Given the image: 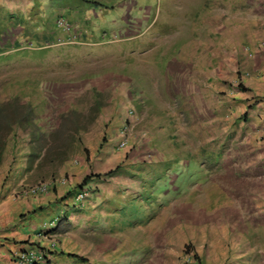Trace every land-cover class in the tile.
<instances>
[{
	"label": "rangeland",
	"instance_id": "rangeland-1",
	"mask_svg": "<svg viewBox=\"0 0 264 264\" xmlns=\"http://www.w3.org/2000/svg\"><path fill=\"white\" fill-rule=\"evenodd\" d=\"M94 1L0 0V103L27 117L0 199L11 179L55 187L21 197L47 207L41 264H264V144L234 97L264 0ZM59 16L79 42L49 30Z\"/></svg>",
	"mask_w": 264,
	"mask_h": 264
},
{
	"label": "crops",
	"instance_id": "crops-1",
	"mask_svg": "<svg viewBox=\"0 0 264 264\" xmlns=\"http://www.w3.org/2000/svg\"><path fill=\"white\" fill-rule=\"evenodd\" d=\"M254 48L249 53L254 57L247 61L241 76L242 85L247 89H238L234 97L246 111L243 120L250 122L253 137L264 144V54ZM20 183L17 179L8 181L3 189L6 195L0 199V264H17V256L23 252L41 255V249L49 245L41 232L47 220L44 216L47 207L40 205L43 198L24 199L14 188L9 190L13 185L19 187ZM56 255L53 253L51 257Z\"/></svg>",
	"mask_w": 264,
	"mask_h": 264
},
{
	"label": "trees",
	"instance_id": "trees-1",
	"mask_svg": "<svg viewBox=\"0 0 264 264\" xmlns=\"http://www.w3.org/2000/svg\"><path fill=\"white\" fill-rule=\"evenodd\" d=\"M87 2L93 3L96 6H101V3H98L97 1H91L86 0ZM239 88L247 89L240 83ZM7 103H0V166L4 163L5 156H6V149L8 146V137L11 134V132L18 126H22V122L25 120V114H23L17 106H11L9 107ZM120 171V166H117L104 174L102 173H95L94 175L89 176V179L93 180V178H101L104 176H113L118 174ZM90 180V181H91ZM89 183H86L84 186L88 185ZM83 188V187H82ZM81 188V189H82ZM71 194H75V190L69 191ZM70 224V223H68ZM52 231H65V227H61L60 222L56 223V227L52 229ZM69 256L78 257L83 260L82 257H79L75 254H69ZM49 263V261H48Z\"/></svg>",
	"mask_w": 264,
	"mask_h": 264
},
{
	"label": "clouds",
	"instance_id": "clouds-1",
	"mask_svg": "<svg viewBox=\"0 0 264 264\" xmlns=\"http://www.w3.org/2000/svg\"><path fill=\"white\" fill-rule=\"evenodd\" d=\"M60 18H58V17H55V19H53V25H52V27H51V29H49L50 31H55V30H59L60 32H61V34L63 35L62 37H60L61 39H59V42H65V39H68V40H71V42H79L78 40V32H77V28L78 27H76V28H73L72 27V24H71V22L69 21V19H67V18H65V17H62V16H59ZM61 20H63L64 21V23H65V25L63 26V25H61L60 24V21ZM5 48L4 47H1V45H0V50H2V51H5L4 50ZM241 76H242V74H241ZM240 83H242L241 81H240ZM240 83H239V85H240ZM239 85H238V87L236 88L237 90L238 89H240L239 88ZM133 113V111H131V114ZM125 128H127V125L125 126H123V128H122V130H121V140H122V138L124 137V136H126L127 137V133H125V134H123V131L125 130ZM128 138V137H127ZM129 139V138H128ZM121 140H120V142H121ZM120 145V144H119ZM128 145H129V143H128ZM127 145V146H128ZM121 147V146H120ZM3 165V164H2ZM1 165V166H2ZM0 166V167H1ZM60 179H64V178H60ZM58 180V179H57ZM66 180V179H65ZM42 183V182H41ZM68 183V181L66 180V183L65 184H67ZM58 185H65V184H59V183H57ZM53 188H55L54 186H52V185H50V187H49V189H48V191L47 192H41V193H38V194H47V193H50L51 192V190L53 191L54 189ZM24 188H21L19 191H18V194L19 195H21L22 197H25L26 195H29V194H26L25 193V191L27 190V189H24ZM72 190V189H71ZM71 190H69V191H71ZM75 190V194H70L69 196H71V198H70V200H71V202H70V205H71V203L72 204H76V203H81L80 201H77L76 200V198H77V195L81 192V191H86V192H88V196H87V198L84 200V201H86L87 199H88V197H89V195H90V191H88L86 188H85V186H83V188L81 189H74ZM38 194H36V195H38ZM35 196V195H34ZM84 201H82V202H84ZM50 226V225H49ZM53 225L51 224V226L50 227H52ZM55 226H56V224H55ZM54 226V227H55ZM53 227V228H54ZM52 228V229H53ZM52 229L50 230V231H52ZM52 232H55V231H52ZM49 245H51V243H49ZM55 249V247H53L52 249H50V250H54ZM42 250V253H43V256H44V260L43 261H38V262H36L35 264H41V263H43V262H45L46 261V257L48 256L47 255V252L45 251V249H41Z\"/></svg>",
	"mask_w": 264,
	"mask_h": 264
},
{
	"label": "built area",
	"instance_id": "built-area-1",
	"mask_svg": "<svg viewBox=\"0 0 264 264\" xmlns=\"http://www.w3.org/2000/svg\"><path fill=\"white\" fill-rule=\"evenodd\" d=\"M60 24L63 26L65 25L63 20L60 21ZM125 133H126V130L123 131V134H125ZM128 143H129V139L126 136H124L120 142V146L125 147L128 145ZM55 183L56 184L57 183L65 184L66 180L65 179H58L55 181ZM51 184L52 183H48V182L39 183L35 187H32V188L26 190L25 193L29 194V195H36V194L41 193V192H47ZM87 196H88V192L81 191L77 195L76 200L82 202L87 198ZM43 260H44L43 253L41 255H39L38 253L35 254L33 252H30V253L23 252V253H20L19 256H17L16 262H17V264H35L36 262L43 261ZM193 262L194 261H193L191 255L187 254L182 259L181 264H194Z\"/></svg>",
	"mask_w": 264,
	"mask_h": 264
}]
</instances>
